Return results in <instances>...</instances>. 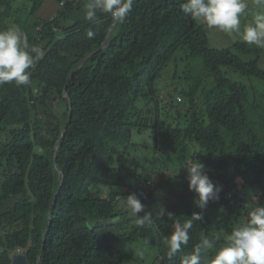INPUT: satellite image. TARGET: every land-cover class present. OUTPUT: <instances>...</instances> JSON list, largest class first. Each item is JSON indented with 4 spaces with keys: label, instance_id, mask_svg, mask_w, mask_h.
Instances as JSON below:
<instances>
[{
    "label": "trees",
    "instance_id": "trees-1",
    "mask_svg": "<svg viewBox=\"0 0 264 264\" xmlns=\"http://www.w3.org/2000/svg\"><path fill=\"white\" fill-rule=\"evenodd\" d=\"M14 2L0 0V30L19 26L44 55L28 85H0V264L16 247L28 264H122L135 238L157 247L149 264H182L204 237L220 247L246 205H264V48L235 33L216 44L222 31L193 21L184 0H134L123 22L100 10L88 21L89 0H54L49 15L45 0ZM246 3L241 31L256 10ZM145 131L151 147L131 140ZM196 162L221 187L203 210L186 178ZM130 193L151 225L127 210ZM193 212L202 219L169 258L165 240Z\"/></svg>",
    "mask_w": 264,
    "mask_h": 264
},
{
    "label": "clouds",
    "instance_id": "clouds-1",
    "mask_svg": "<svg viewBox=\"0 0 264 264\" xmlns=\"http://www.w3.org/2000/svg\"><path fill=\"white\" fill-rule=\"evenodd\" d=\"M133 3L134 0H89L85 18L94 21L97 10H100L109 14L114 21L123 22L131 12ZM255 5L258 9H264V0H255ZM180 7L198 24H203L209 29L217 28L229 34L235 33L243 42L264 48V11H258L241 31V16L248 8L246 0H184ZM88 36L91 38L93 33L89 32ZM43 55V51L38 47L29 46L19 26L11 25L5 30H0V85L12 82L16 86L28 85L30 69ZM176 99L181 101L182 97L178 95ZM185 167L188 188L196 194L193 202L197 208L203 210L210 200L219 199L221 187L213 184L202 163H189ZM164 175L167 176L166 173ZM121 198L127 210L138 217L139 226L143 227L145 222L149 225L153 223L151 213L144 211V205L135 193ZM246 207L249 210L240 224L228 234L221 233L215 236V240L223 237L225 241L220 247L217 248L213 240L204 237L193 253L183 258L182 264H264V205ZM141 212H144L143 216L138 215ZM200 219L201 213L193 212L190 219L175 225L165 240L169 258H172L182 245L188 244L189 230L193 227V222ZM23 250L16 247L11 256L25 254ZM202 250H214V253L202 257Z\"/></svg>",
    "mask_w": 264,
    "mask_h": 264
},
{
    "label": "rangeland",
    "instance_id": "rangeland-1",
    "mask_svg": "<svg viewBox=\"0 0 264 264\" xmlns=\"http://www.w3.org/2000/svg\"><path fill=\"white\" fill-rule=\"evenodd\" d=\"M14 4L15 6L23 5V7L29 8L31 4V0H15ZM55 6H56V2H54V0H45L43 6L41 7L42 8L41 12L43 11L45 12V15H49L50 14L49 12L51 11L50 8H55ZM254 7L256 10L255 11L253 10L254 12L252 13V15L256 14L258 10H263V9L256 8V5ZM214 30L216 31V29ZM222 32L221 33L217 32V34L215 35L216 37L215 36H214L215 38L213 37V42L218 44L221 41L222 45L230 44L234 39L233 37H231L233 36V34H229L230 35L229 36V35H225V33H222ZM261 61L264 64V56L262 57ZM194 63L196 62H192L190 66H193ZM193 72L197 73L199 72V70L196 69V70H193ZM227 75L232 77L233 72H228ZM241 81L247 85L253 84V83L256 84V81L260 82L259 80H256V79H245V78L241 79ZM206 85L209 86L210 83ZM263 89H264V85L261 84L260 89H257L254 93L256 98H258V101L259 100L264 101V93L262 91ZM131 140L137 141L140 143H146L145 145L148 147H151L152 145L151 134L148 133V131L141 132V133L134 132L131 136ZM157 254H158L157 247H152L151 245L144 243L141 239L135 238L133 239V241L128 243L127 248L125 250V255L123 257L122 264H149L151 260L153 259V257Z\"/></svg>",
    "mask_w": 264,
    "mask_h": 264
},
{
    "label": "water",
    "instance_id": "water-1",
    "mask_svg": "<svg viewBox=\"0 0 264 264\" xmlns=\"http://www.w3.org/2000/svg\"><path fill=\"white\" fill-rule=\"evenodd\" d=\"M87 56H88V55H86V57H87ZM86 57H85V58H86ZM81 63H82V62H80L79 65H78L77 67H79ZM70 114H71V112H70ZM56 149H57V146H55V150H54V163H55V153H56ZM60 185H61V182H60ZM55 197H56V196L54 195V197H53V199H52V202H51V204H50V206H49V216L51 215V211H52V208H53V205H54V202H55ZM49 223H50V220H48V225H49ZM48 228H49V226H47V227L45 228L44 233H43L42 247H41L42 249H43V244H44V236H45V234L47 233ZM37 262H38V264H40L39 256H38V258H37ZM10 264H27V258H26V255H25L24 253L13 254V255L11 256V262H10Z\"/></svg>",
    "mask_w": 264,
    "mask_h": 264
},
{
    "label": "built area",
    "instance_id": "built-area-1",
    "mask_svg": "<svg viewBox=\"0 0 264 264\" xmlns=\"http://www.w3.org/2000/svg\"><path fill=\"white\" fill-rule=\"evenodd\" d=\"M149 184L150 182L147 180L146 182H143V180L139 183L140 186L144 187L145 186V189H144V193L143 194H146L149 190Z\"/></svg>",
    "mask_w": 264,
    "mask_h": 264
}]
</instances>
